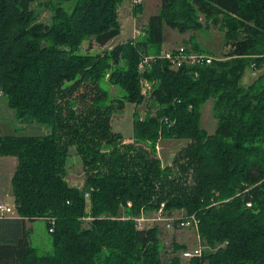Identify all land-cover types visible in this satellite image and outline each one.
Masks as SVG:
<instances>
[{
  "label": "trees",
  "instance_id": "16d2710c",
  "mask_svg": "<svg viewBox=\"0 0 264 264\" xmlns=\"http://www.w3.org/2000/svg\"><path fill=\"white\" fill-rule=\"evenodd\" d=\"M120 1L0 0L1 97L18 121L49 129L0 136V156L17 159L15 216L0 218V264H182V245L172 242L163 261L156 227L120 219L161 204L199 221L208 249L189 264H264V72L241 85L247 69H264V0H161L142 35L90 54L120 35ZM165 26L180 34L213 26L228 50L208 65L172 68L159 58ZM147 55L154 60L140 73ZM142 80L148 109L143 118L133 113L124 144L111 118L125 103L144 104ZM209 100L211 134L201 127ZM172 140L184 145L163 165L156 144ZM71 149L82 163L81 188L66 181ZM36 219L47 221L49 255L30 245Z\"/></svg>",
  "mask_w": 264,
  "mask_h": 264
},
{
  "label": "rangeland",
  "instance_id": "374dc122",
  "mask_svg": "<svg viewBox=\"0 0 264 264\" xmlns=\"http://www.w3.org/2000/svg\"><path fill=\"white\" fill-rule=\"evenodd\" d=\"M129 0H121L118 7L122 8L120 13L125 17H129L133 12L134 8L130 6V3H127ZM161 0H143L139 10V15L135 16L133 14L131 21L129 20V29L131 27L130 39L133 38V17L137 19V27H141L146 24L150 15L156 14L158 12ZM130 8V10H129ZM49 13L47 11L40 12V20L47 23ZM199 22H203L204 19H198ZM120 21V19H119ZM127 29L125 28V31ZM126 36V35H124ZM118 37L117 39L109 42L105 47L100 48L96 45L90 51V54H98L104 51H110L114 46L126 42L128 39L126 37ZM190 36H193L192 42L189 41ZM164 43L163 50H174L177 47L184 46L191 48V43L196 42L197 45L204 51V53L211 55L216 59H220L228 48L223 45L222 34L218 31L217 28L209 26L208 29H201L199 31H190L187 33L180 34L174 29H171L167 26L164 27ZM192 49V48H191ZM87 50V43H84L82 46V52ZM264 72V69L259 72H252L249 69L246 70L241 85L247 86L251 84L257 76ZM109 90L113 95H117V89L110 86ZM147 97L148 92L146 93V98L144 104L140 106H135L130 103H125L123 110H118L114 112L111 118L112 130L115 133H118L124 144H131L132 142V115L136 112L141 118L144 117L147 112ZM0 136H13V135H44L47 134L49 129L36 125V124H24L21 121H18L14 117L12 110L8 109L6 106L4 98L0 97ZM154 109L151 111L153 113ZM14 121V125L12 122ZM9 128L7 130L6 128ZM201 127L205 129L208 133H213L216 127V119L212 116V100L207 101L201 109ZM184 142L181 141H166L158 142L156 144V155L161 160L163 165L171 163V160L175 156V153L182 148ZM3 157V156H2ZM3 172H0V199H4L8 205L13 204V197L11 193V176ZM12 175V174H11ZM66 181L70 186L81 188L84 183V173L82 169V163L80 158L75 155L74 150H70V156L67 163V174ZM2 191V192H1ZM10 191V192H9ZM6 195V196H5ZM86 202L89 204V197L86 199ZM88 210V209H87ZM140 213L134 217L140 216ZM152 212H146V214H152ZM122 216L125 217L124 214ZM134 217H128L132 219ZM85 222L91 220L90 217L83 218ZM133 221V220H132ZM134 222V221H133ZM47 221L44 219H36L28 223L30 228L29 232V241L30 245L36 249L38 255H49L53 252L52 246V237L51 234L47 231L46 228ZM159 231V238L164 248V253L162 255L163 261L172 256L171 245L172 242H175L183 246V249L180 250L177 255L181 258L182 264H189L190 259L183 257L184 252L191 251L200 248L201 250L208 249L202 243L198 237V233L192 229H166L163 225H155ZM165 254L167 256H165Z\"/></svg>",
  "mask_w": 264,
  "mask_h": 264
},
{
  "label": "built area",
  "instance_id": "2783aa9c",
  "mask_svg": "<svg viewBox=\"0 0 264 264\" xmlns=\"http://www.w3.org/2000/svg\"><path fill=\"white\" fill-rule=\"evenodd\" d=\"M130 6L135 8L142 4L143 0H129ZM138 16V15H135ZM137 19L133 17V38L136 39L142 35V26L137 27ZM159 58L165 59L169 62L172 68H179L181 66H204L210 64L216 58L212 57L209 54L204 52L194 51L191 48L184 46L177 47L174 50H163ZM154 60V56L147 55L142 56L140 62L138 63V71L142 73L145 68L150 65ZM150 84L146 80L141 81V93L146 96ZM1 97V93H0ZM89 197L88 194H85V198ZM127 207L131 206L130 202H127ZM249 206V204H248ZM15 210L14 206L8 205L4 202H0V218L4 217H14ZM120 219L127 220L128 217L121 216ZM137 229H148L152 228L155 225L161 224L166 229H192L197 231L199 221L194 214L188 215L185 212H175L169 213L165 211L164 205L161 204L160 207L155 210L152 214H146V212H141L140 216L132 218ZM50 225L53 228L54 220H49ZM52 228L49 230L52 231ZM202 250L200 248L186 251L183 254V257L186 259H191L192 257H198L201 255Z\"/></svg>",
  "mask_w": 264,
  "mask_h": 264
},
{
  "label": "crops",
  "instance_id": "0c3cea01",
  "mask_svg": "<svg viewBox=\"0 0 264 264\" xmlns=\"http://www.w3.org/2000/svg\"><path fill=\"white\" fill-rule=\"evenodd\" d=\"M127 3H130V2L128 1ZM123 7H125V6H123ZM122 8L118 9V15H119L120 24H121V33H120V35L118 37H123L124 35H126L124 37H126V39L129 40L130 39V33H131V30H130L131 27L129 29V25L128 24H129V20L131 21V18L133 16V12L131 13V15H129V17H125L124 15H122L120 13V10ZM129 10H130V8H129ZM150 16H152V15H150ZM125 28L127 29L126 31H125ZM117 38H115V39H117ZM12 124L14 125V121L12 122ZM6 129L9 130L8 127ZM16 165H17V159L15 157H13V156H3V157L0 156V172L2 174L4 172L6 175L9 174L11 176V178H12L13 173H14L15 168H16ZM11 193H12V189H11ZM0 198H2V196ZM0 202H4V203L8 204L4 199H0ZM11 206H13V204Z\"/></svg>",
  "mask_w": 264,
  "mask_h": 264
}]
</instances>
